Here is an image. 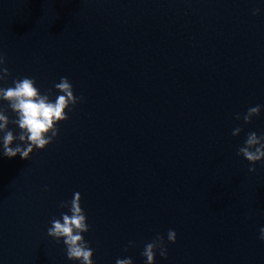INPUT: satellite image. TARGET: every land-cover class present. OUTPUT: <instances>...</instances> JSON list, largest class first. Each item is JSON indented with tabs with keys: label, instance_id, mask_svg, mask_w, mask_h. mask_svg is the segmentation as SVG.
Segmentation results:
<instances>
[{
	"label": "water",
	"instance_id": "1",
	"mask_svg": "<svg viewBox=\"0 0 264 264\" xmlns=\"http://www.w3.org/2000/svg\"><path fill=\"white\" fill-rule=\"evenodd\" d=\"M0 52L4 86L84 97L45 150L0 156V264H77L47 235L74 193L94 264H146L157 235L155 264H264V163L237 155L264 110L235 119L264 105L261 0H0Z\"/></svg>",
	"mask_w": 264,
	"mask_h": 264
},
{
	"label": "clouds",
	"instance_id": "2",
	"mask_svg": "<svg viewBox=\"0 0 264 264\" xmlns=\"http://www.w3.org/2000/svg\"><path fill=\"white\" fill-rule=\"evenodd\" d=\"M261 2L264 3V0ZM260 14V8L253 10V15ZM9 76L6 56L0 52V156L9 159L19 156L23 160H29L35 151L45 150L58 138L59 125L69 119L68 113L74 111L84 97L75 95L74 86L67 77H61L58 83H54V94L51 89L42 92L37 87L36 80L27 76L14 79L10 86H4ZM5 104L7 109L3 107ZM262 110L264 105H256L248 108L242 117L237 114L235 119H243L244 124H250L253 118L260 116ZM9 111L14 119L9 117ZM242 131L241 127H236L232 136L238 137ZM237 155L252 165L249 172H255V165L264 163V135L250 132L244 144L239 147ZM81 200V195L74 193L71 200L60 204L67 212H61L60 218L51 220L47 235L57 242H63L69 261L94 264V251L84 239L90 226ZM258 238L264 241V227L260 228ZM176 239V232L170 229L167 232V242L174 244ZM127 247H135L134 242L129 241ZM157 253L162 259H167L168 248L161 235L147 243L141 255L146 264H155ZM116 264H133V260L117 258Z\"/></svg>",
	"mask_w": 264,
	"mask_h": 264
}]
</instances>
